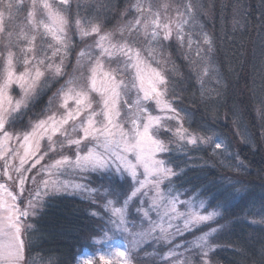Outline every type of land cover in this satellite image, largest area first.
Wrapping results in <instances>:
<instances>
[{
    "label": "snow or ice",
    "instance_id": "1",
    "mask_svg": "<svg viewBox=\"0 0 264 264\" xmlns=\"http://www.w3.org/2000/svg\"><path fill=\"white\" fill-rule=\"evenodd\" d=\"M73 3L0 0V264H30L25 256L33 228L29 218L46 197L65 194L93 204L104 201L109 212L105 239L124 241L123 248L110 245L100 255L104 264H135L139 249L153 241L154 247H167L158 254L163 264H220L216 251L233 247L219 238L228 227L218 221L224 215L220 210L244 199L248 185L232 176L215 184L203 169L210 165L246 174L250 165L238 145L255 151L258 139L264 151V0L255 24L261 84L249 89L259 123L255 132L239 101L229 103L235 68L229 61L222 71L216 37L200 19L212 13L204 0H124L122 7L119 0H91L87 16L81 15L79 0L73 13ZM231 24L233 32L251 24L242 0L232 6ZM73 35L83 47L69 72V56L77 47ZM173 47L187 62L190 77L180 71ZM176 76L185 80V88L194 77L198 90H178ZM64 77L37 119L16 129L40 96ZM210 79L216 88L206 86ZM13 86L18 95L12 94ZM186 95L188 103L204 108L210 123L192 126V113L182 106ZM218 121L230 124L232 134ZM50 153L51 162L42 164ZM173 155H183L181 167L173 166ZM197 168L203 173L192 178L198 186L177 185L176 178L188 179L187 170ZM65 172L79 180L51 178ZM92 174L103 183H86ZM258 176L264 184V169ZM258 213L259 219L250 222L264 226V203ZM185 233H193V239L178 240ZM76 264H94L93 256L78 257ZM252 264H264V244Z\"/></svg>",
    "mask_w": 264,
    "mask_h": 264
},
{
    "label": "trees",
    "instance_id": "2",
    "mask_svg": "<svg viewBox=\"0 0 264 264\" xmlns=\"http://www.w3.org/2000/svg\"><path fill=\"white\" fill-rule=\"evenodd\" d=\"M236 0H204L206 6H212L210 17L201 16V21L205 24L206 29L211 31L216 37V56L221 65H224L222 71L226 72V65L231 61L235 68V74L232 79L234 85L233 96L230 97L239 101L244 109V116L249 127L255 132L259 128L258 119L252 107L250 99V88H258L261 84V65L259 61L261 39L260 32L255 27L258 16L261 12L260 0H242L246 9L248 21L251 24L246 29H240L236 32L232 31V6ZM80 11L82 16H87L91 13L93 5L91 0H79ZM120 6H123L124 0H119ZM73 13L76 10V3H73ZM115 23L113 19L108 23L111 27ZM223 27L224 32L221 33ZM176 63L180 65V71L185 78L191 76L190 70L187 67V62L182 58L176 48L171 49ZM225 56L228 59H225ZM71 60V59H70ZM71 62V61H70ZM68 63L67 70L71 67ZM177 82V89L190 93L194 88L198 90L199 85L195 83L194 77L187 80V88L184 87L185 80L180 76L174 77ZM62 78L50 90L45 92L36 101L35 105L30 107L24 118L16 123L25 124L30 117L37 116L42 113L47 106L48 98L52 95L58 86L64 81ZM208 88H216L214 80L206 82ZM198 95V91H197ZM188 96H185V103L182 105L192 113V126L196 127L201 122L211 121V117L205 112L202 106L194 107L188 103ZM217 126L226 131L229 135L232 134L230 124L224 121H218ZM18 128V127H17ZM258 135V134H257ZM233 141L236 138L232 137ZM257 149L251 150L248 145L239 144V152L241 157L249 163L250 168L246 174L234 173L205 166L203 173H207L208 180L219 184L224 176H232L238 178L248 185L247 195L244 199L237 200L228 207L224 213L223 219L218 221L221 224H227V230L220 234L221 241H228L233 247H225L218 249L214 254V259L220 264H252V261L257 258L258 250L264 244V226L253 224L252 219H259L258 210L264 203V184L258 176V170L264 169V151H261L259 140L257 139ZM194 156L204 155L206 153H193ZM185 158L183 155H173V166L179 168L183 165ZM203 163V161H200ZM199 168L188 169L187 177L176 178L179 187H189L194 189L199 185L195 181L194 176L203 174ZM93 185L103 183L102 179L93 174V179L90 180ZM208 190L215 192L213 183L208 184ZM216 201L212 200L211 204L214 207ZM90 200L82 199L71 195H56L45 199L43 209L33 221V228L27 232V239L31 243L27 247L28 260L30 264H76V258L81 257L86 251H94L98 248L93 239L97 238L103 228L96 216L90 215V211L96 207ZM100 207V206H99ZM98 207V208H99ZM97 208V207H96ZM210 210L212 208H209ZM255 214V215H254ZM211 226H215L214 224ZM202 231H207V227H202ZM195 235L200 232L196 231ZM183 240L193 239V233H185L184 237L178 238ZM155 242H149L140 248L138 251L139 260L135 264H163L159 260L158 254H163L167 251V247L163 245L155 246ZM239 248L241 251H237ZM94 264H103L95 262Z\"/></svg>",
    "mask_w": 264,
    "mask_h": 264
},
{
    "label": "rangeland",
    "instance_id": "3",
    "mask_svg": "<svg viewBox=\"0 0 264 264\" xmlns=\"http://www.w3.org/2000/svg\"><path fill=\"white\" fill-rule=\"evenodd\" d=\"M73 41H74V44L75 45H77V47H74L72 50H71V55L69 56V62H70V65H71V67L68 69V71L70 72L71 71V68H72V65L75 63V56H76V52L77 51H79V48L80 47H83V44L81 43V41H80V38H79V36H77V35H73ZM88 43H90L91 41H87ZM71 59V60H70ZM68 62V63H69ZM115 65H113V67H114ZM23 70V68H22V65H18L17 66V71H22ZM64 79H67V77H64ZM64 83V81L61 83V84H63ZM60 84V85H61ZM60 85L58 86V88L60 87ZM12 94L13 95H18L19 94V88L18 87H16V86H13V90H12ZM39 115V114H38ZM38 115L37 116H33V118L32 117H30L32 120H35V119H37V117H38ZM28 122H29V118L26 120V122H25V124L24 125H22L21 123L19 124V125H17L16 126V124H15V128L16 129H22V128H25V127H27V125H28ZM18 127V128H17ZM15 143V142H14ZM51 158H52V154L50 153L49 154V158H46L44 161H42L41 163L42 164H47V163H50L51 162ZM3 162L2 161H0V164H2ZM14 163H19V161L17 160V161H15ZM32 163V161H29V165ZM28 165H26V167H27ZM38 168H39V166H37ZM35 171V170H34ZM30 175V174H29ZM53 180H61V181H64V180H79V177L78 176H75V175H73V174H71V172H65V173H63V174H59V175H53L52 177H51ZM93 179V174H92V177H91V179L90 180H92ZM90 180H88V181H86V183H88V184H90L92 187H96V186H98V185H93V184H91L90 183ZM66 195V194H65ZM71 196H77V195H71ZM77 197H80V196H77ZM47 198V197H46ZM45 198V199H46ZM81 198V197H80ZM45 199H44V202H45ZM44 202H43V206H44ZM103 203H104V201H101L100 203H97V204H94V207H95V205H96V207L94 208V209H92V211H95V212H97V213H99L100 215L99 216H96L99 220H101V221H103V223L102 222H100L101 224V226L102 227H104L103 228V230H102V232L99 234V236H97V238H95V239H93V241L95 242V241H97V240H99L100 242L99 243H96V244H98V248L97 249H95L94 251H86L84 254H82L81 255V257H87V256H93V259H94V263L95 262H101V263H103L104 264V262L102 261V260H100V255L101 254H107L109 251H110V245H112L113 247H121V248H123V246H124V241L122 240V239H117V240H113V241H108V240H106L105 239V236H104V233H105V231H107V218H108V216H109V212L108 211H106L105 210V208L102 206L103 205ZM100 206V207H99ZM99 207V208H98ZM43 209V207H41V208H38L37 209V215L40 213V211ZM210 210V209H209ZM212 210V209H211ZM37 215L36 216H33V217H30L29 218V223H31L32 225H33V221H34V219L37 217ZM109 235H111V233L109 232ZM147 244V243H146ZM145 245V244H144ZM143 245V246H144ZM140 250V249H139ZM25 256H26V259L28 258V254H27V248H26V251H25ZM140 258L138 257V253L136 254V256H135V263H136V261L137 260H139ZM35 264H41V263H35Z\"/></svg>",
    "mask_w": 264,
    "mask_h": 264
}]
</instances>
